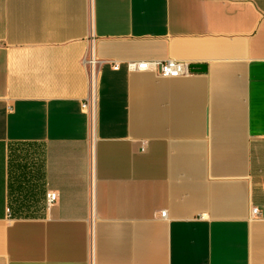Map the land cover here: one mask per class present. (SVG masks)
<instances>
[{
	"label": "crops",
	"instance_id": "1",
	"mask_svg": "<svg viewBox=\"0 0 264 264\" xmlns=\"http://www.w3.org/2000/svg\"><path fill=\"white\" fill-rule=\"evenodd\" d=\"M0 264H264V0H0Z\"/></svg>",
	"mask_w": 264,
	"mask_h": 264
},
{
	"label": "built area",
	"instance_id": "2",
	"mask_svg": "<svg viewBox=\"0 0 264 264\" xmlns=\"http://www.w3.org/2000/svg\"><path fill=\"white\" fill-rule=\"evenodd\" d=\"M85 64L89 66V85L90 93L89 96L82 102V109L85 113L89 115L91 119H94L96 111V66L97 62L94 59H85ZM128 70L131 72L135 71H145L155 73L164 78H179L188 77L193 74L191 65L182 61L175 60H150V61H128ZM113 68L118 70L120 68L119 62H113ZM58 199V194L56 192H49L46 195V201L48 205H52ZM258 209H253L252 215L258 216ZM162 217H165L166 213L163 212Z\"/></svg>",
	"mask_w": 264,
	"mask_h": 264
},
{
	"label": "water",
	"instance_id": "3",
	"mask_svg": "<svg viewBox=\"0 0 264 264\" xmlns=\"http://www.w3.org/2000/svg\"><path fill=\"white\" fill-rule=\"evenodd\" d=\"M193 72H205L206 66L205 65H191Z\"/></svg>",
	"mask_w": 264,
	"mask_h": 264
}]
</instances>
